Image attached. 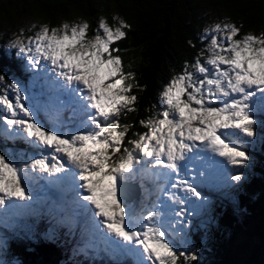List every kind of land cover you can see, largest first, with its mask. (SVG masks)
Wrapping results in <instances>:
<instances>
[{"label":"snow or ice","instance_id":"snow-or-ice-1","mask_svg":"<svg viewBox=\"0 0 264 264\" xmlns=\"http://www.w3.org/2000/svg\"><path fill=\"white\" fill-rule=\"evenodd\" d=\"M113 19L110 25L100 18L92 35L85 20L34 24V35L23 38L21 31L12 41L28 69L42 73L34 75L33 87L43 83L31 96L18 82L0 88L7 113L0 115V136L21 139L40 154L17 161L0 153V215L31 202L25 181L46 173L50 182L68 184L91 231L113 252L135 264H191L197 255L176 241L187 243V217L205 197L196 176L186 178L189 165L202 162L200 177L208 167L247 166L241 137H255V113L264 112V30L243 33L228 17L205 28L206 46L172 75L160 93L162 108L153 105L139 121L146 131L129 138L133 126L120 118L136 110L143 88L115 46L131 25ZM146 178L156 200L146 189L139 206L128 203V182ZM227 179L239 183L243 174Z\"/></svg>","mask_w":264,"mask_h":264},{"label":"trees","instance_id":"trees-1","mask_svg":"<svg viewBox=\"0 0 264 264\" xmlns=\"http://www.w3.org/2000/svg\"><path fill=\"white\" fill-rule=\"evenodd\" d=\"M205 8L218 13L219 20L228 17L243 25V33L259 34L264 30V0H3L0 21L7 29L5 38L21 29L27 31L23 23L27 18L50 26L74 21L73 17L83 19L90 25L89 35L94 34L100 18L110 25L116 23L113 17L127 21L131 29L115 46L121 49L125 70L133 72L143 88L138 93L136 110L120 118L121 123L132 124L128 137L134 138V133L146 131L139 121L150 115L148 110L153 105L162 108L160 93L172 75L183 69L185 61L194 62L206 46L207 41L201 37L207 17ZM32 34L29 31L24 36ZM15 54V50L5 53L0 48V74L7 83L9 73L24 76L21 59ZM255 116L257 137H241L250 160L247 166L236 168L243 179L234 190L235 203L214 204V225L195 226L192 232L187 231L192 240L186 251L197 255L191 264H264V112L257 111ZM6 149L25 150V144L0 136V153L6 155ZM57 215L59 218L51 225H47L45 218L38 219L39 226L33 232L13 235L7 240L5 255L10 257V264L13 261L14 264H135L131 263L134 261L131 256L123 259L121 254L108 249L113 259L95 246L89 247L96 243L91 232L88 238L86 229L76 222L77 216L73 218L68 212L59 211ZM35 216L36 212H31L28 218L36 219ZM79 227L85 245L76 248L71 238H77Z\"/></svg>","mask_w":264,"mask_h":264},{"label":"rangeland","instance_id":"rangeland-1","mask_svg":"<svg viewBox=\"0 0 264 264\" xmlns=\"http://www.w3.org/2000/svg\"><path fill=\"white\" fill-rule=\"evenodd\" d=\"M12 3H15L12 1ZM7 4H4V7H6ZM9 8V7H7ZM206 9V19L203 21V27L201 37L204 36V29L211 26L212 24L219 22L218 13H213L211 11H208ZM205 15V16H206ZM74 21H78L75 17H73ZM83 20V19H81ZM26 25L27 31L23 32V38H26L28 36H32L35 34L36 31H38V28H32V25H39L38 21L36 19L27 18L23 22ZM20 30V29H19ZM7 29L0 21V48H3L4 52H9L12 50H15V55L17 58L21 59L20 67L23 72V77L21 76H15L13 73H9V82H18L21 86H23L28 94L31 96L32 93H39L41 92L40 85L43 83V80L35 81V87H33V77L34 75H41L42 73H39L37 70L36 73L29 70L27 67V61L23 54L19 53L18 49L15 47H12V41L19 35L21 32H17L16 35L10 36L8 35L5 38V33ZM22 31V29H21ZM33 31L32 35L24 36V33ZM4 38V41L1 42V39ZM207 41L206 39H202ZM208 42V41H207ZM19 56V57H18ZM7 82L4 85L8 84ZM3 85H0V88H2ZM9 96L10 98H13L14 94L9 90ZM47 97L45 96L44 99ZM31 100L28 101L29 104H31ZM0 115H7V113L3 112L2 107H0ZM67 115V113H65ZM256 117V116H255ZM38 119L44 123L47 127H51V124L48 122L45 114L43 112H40L38 114ZM257 137V136H255ZM20 140L22 143L25 144V150L21 151H12L10 149H6V156L10 159H15L17 161L20 160L21 156L24 157V159H27L30 156H38L40 154L39 150L32 149L25 141ZM239 168V167H234ZM201 170H205L204 167H202V162L195 163L194 166L189 167V171L187 172L186 178L192 181V177L196 176V180L194 181V185L197 187V190L200 191L203 196L205 197V202L203 203V206L193 215H189L187 217V220L190 221V227L185 229L186 231V241L187 243L181 245L179 241L178 247H181V250H187L191 244V236L189 235V232L187 231H193L195 230V226H213L214 220L216 219L213 212V206L214 204H217L218 202H221L224 205H229L235 203V198L233 196L234 190L237 187V182H232L228 180L227 178H224L223 175L220 173L219 168H215L213 170H209V167L206 169V175L204 177H200L197 175V173ZM219 171V172H217ZM233 175L242 173L241 171L232 172L231 170L228 172ZM59 175V174H56ZM217 176V177H216ZM47 177L46 173H39L36 178H33L31 180H26L25 183L27 185L28 193L31 195L32 200L31 202H24L25 207L20 209H12L9 210L7 213L0 215V264H10L9 260L10 257L5 255L6 252V246H7V240L11 239L13 235H19V234H28L33 232L34 228L36 226H39L38 219H42V217L47 219V225L53 222L54 220L58 219L57 214L54 212V208H62L65 213L72 212V210H77L75 208H78L77 205L74 203L75 193L71 190H69V186L66 182H50L48 179L44 178ZM217 180V183H216ZM214 182V186L217 187V191L213 193L210 184ZM209 188V189H208ZM207 190V191H206ZM128 191H131V189L128 187ZM135 192V191H134ZM145 193V191H142L139 193V195L132 199V196L135 197L133 194L130 196V194H127V196L130 199V202L133 203V205L138 206L139 200L141 194ZM183 195V193H181ZM50 197L49 203H46L44 205L43 199H47ZM153 198L156 199V193H154ZM161 199H165L164 197H161ZM211 199V203L209 201ZM73 201V202H72ZM43 206L44 210H42L41 213L38 211V207ZM31 212H36V219H29L28 216L31 214ZM87 217V216H85ZM88 221V218H87ZM56 224V223H55ZM84 228L87 230H91L89 222L84 224ZM79 233V231H78ZM80 234V233H79ZM98 238H100L98 236ZM72 243L76 248H80V245H85V240H83L81 237L77 236L73 239V236L71 238ZM99 241V243H101ZM177 243V241H176ZM193 244V243H192ZM185 248V249H184ZM15 262H11V264H14Z\"/></svg>","mask_w":264,"mask_h":264},{"label":"bare ground","instance_id":"bare-ground-1","mask_svg":"<svg viewBox=\"0 0 264 264\" xmlns=\"http://www.w3.org/2000/svg\"><path fill=\"white\" fill-rule=\"evenodd\" d=\"M129 187V186H128ZM127 194H129V191H128V193ZM127 199H128V202H130V198L127 196ZM49 201H50V197L49 198H47V199H43V202H44V205H46V203H49ZM73 202V201H72ZM75 209H77V210H72V212H70L69 211V215H72L73 216V218H75V216H77V220H76V222L78 223H80V227H81V224H82V226H83V228H84V224L85 223H88V221H87V217H85L86 215L82 212V210L81 209H79V208H75ZM42 210H44V207L43 206H40V207H38V211H39V213H41L42 212ZM57 211H59L60 213H65L64 212V210L62 209V208H54V212H55V214H57ZM56 216H58V215H56ZM43 218V217H42ZM45 218V217H44ZM59 218V217H58ZM80 227H79V232H80ZM85 229V228H84ZM86 231H87V233H88V238H89V233L91 232V239L92 240H94L95 241V245H93V244H89V247L91 246H95V249L96 250H102L103 252H104V254H106L108 257L110 256V255H112V253L108 250V249H110V248H107V247H105L104 245H105V242L101 239V238H98V236L100 237V235H98V234H94L91 230H87L86 229ZM77 236H79V233H77ZM80 237V236H79ZM82 238V237H81ZM83 240H85L84 238H82ZM102 240V242L101 243H99V241H101ZM111 250V249H110ZM97 255H98V252H95ZM115 254H119V253H116V252H114ZM112 257H113V259H115V257L112 255ZM120 258H123V256L122 255H120ZM109 259V258H108ZM123 259H127L128 260V258L127 257H125V258H123ZM131 263H135L134 261H132Z\"/></svg>","mask_w":264,"mask_h":264},{"label":"water","instance_id":"water-1","mask_svg":"<svg viewBox=\"0 0 264 264\" xmlns=\"http://www.w3.org/2000/svg\"><path fill=\"white\" fill-rule=\"evenodd\" d=\"M0 1H3V0H0ZM131 199V198H130Z\"/></svg>","mask_w":264,"mask_h":264}]
</instances>
